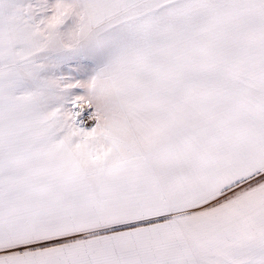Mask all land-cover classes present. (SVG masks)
<instances>
[{
  "label": "snow or ice",
  "instance_id": "6c2138e0",
  "mask_svg": "<svg viewBox=\"0 0 264 264\" xmlns=\"http://www.w3.org/2000/svg\"><path fill=\"white\" fill-rule=\"evenodd\" d=\"M0 264H264V0H0Z\"/></svg>",
  "mask_w": 264,
  "mask_h": 264
}]
</instances>
